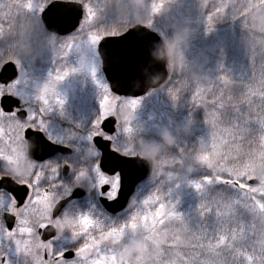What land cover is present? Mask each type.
Returning <instances> with one entry per match:
<instances>
[{"label": "snow or ice", "instance_id": "obj_1", "mask_svg": "<svg viewBox=\"0 0 264 264\" xmlns=\"http://www.w3.org/2000/svg\"><path fill=\"white\" fill-rule=\"evenodd\" d=\"M259 2L264 4V0ZM77 6L84 12L80 31L85 32L88 26L85 43L88 50H92L94 63L97 57L103 58L98 46L109 38H119L121 41L120 64L117 66H123L125 69L127 62H138L137 45L140 37L130 28L122 32L102 30V21L97 22L96 11L86 0H46L39 12L43 13L47 8L55 18H67ZM32 9L33 0H8L7 3L0 0V37H3L5 29L9 27L12 17L19 16L21 10L30 14ZM45 28L49 29L47 21ZM62 47V59L65 60L71 54L73 46L67 43ZM76 72L77 68L73 67L49 73L37 101L43 106L36 110L22 109L18 98L14 104L11 92L4 90L10 88V84H4V88L0 89V121L5 118L15 119L19 121L20 128L5 131L0 123V157L4 156L2 145L7 144L9 150H12L14 144L21 139L37 145L39 153L46 150L41 140L46 131L43 113L53 101L57 105H64V100L56 95L57 86ZM91 75L96 80V67L92 69ZM220 79L222 86L214 96L205 97L199 90L193 96L194 102H210V109H213L207 114V122L213 129L210 147L212 151L220 152L223 162V171L215 176L207 173L201 180L191 182L197 192H203L207 196V199L201 202L199 211L201 217L214 212L215 230L209 231L206 226L199 227L190 233L191 243L187 247L169 243L157 264H254L253 257L246 250L247 241L250 235L264 230V224H256L251 210L255 209L264 214V201L258 202L256 198L248 195L255 184V178L248 173V169L253 166L251 149L257 148L264 153V87L248 86L246 92L237 98L230 90L231 81L225 77ZM104 91L106 95L113 94L107 85H104ZM100 103L102 107L107 106L110 100H102ZM140 103V98H133L129 101V106L135 111ZM241 105L244 106L243 112ZM109 119L115 120L113 116H105L103 120L94 123V126L98 125V130L88 135L90 142L110 141V136L104 128ZM48 139L53 142L51 138ZM111 153L110 157H105L101 152V158L94 160L91 170L93 175L98 174L100 177L96 188L100 190L101 195L115 200L119 195L124 171L125 160L122 156L127 154H121L115 147L111 148ZM36 157L37 154L34 153L35 161ZM261 158L264 159V156ZM46 163L39 165L43 168ZM63 166L73 172L71 160H64ZM60 167L61 165L57 164L53 169L52 178H46L42 171L34 169L33 179L18 185L19 188L8 186L9 182L15 184L10 178L0 177V216L13 222L12 227L4 228L3 234L14 245L16 254L23 257L24 264H116L117 245L126 234L143 232L146 237H150L158 231L166 217L180 223L185 222L182 215L175 211L174 205L163 202L157 189L141 202V207L135 212L133 210L136 205L133 202L127 217L119 222L109 220L105 223L104 219L95 218L89 212L80 214L78 230L73 232L71 242L66 241L57 247L59 238L56 232L52 231L51 221L57 220L67 209H60L63 197L56 191L58 187L63 186L55 182ZM73 173L75 181L85 175L83 170ZM111 178H115V195ZM45 179L46 186L42 183ZM230 189L237 190L239 196H233ZM49 209L52 210L49 212ZM33 234L39 236L43 246L35 255L27 247ZM5 264L8 262L5 261ZM258 264H264V259Z\"/></svg>", "mask_w": 264, "mask_h": 264}, {"label": "trees", "instance_id": "obj_2", "mask_svg": "<svg viewBox=\"0 0 264 264\" xmlns=\"http://www.w3.org/2000/svg\"><path fill=\"white\" fill-rule=\"evenodd\" d=\"M39 1L46 2V0ZM188 1L190 5L195 6L193 15L198 17L212 15V8L208 3L214 0H209L203 6L200 1L198 3L196 0ZM86 2L93 6L96 13L103 15L102 17L98 15L97 21H102V30L122 32L141 24L163 34L165 39L170 66L169 78L162 87L149 92L157 96L158 100H153L151 106L146 104V109L143 107V109H135L129 116L120 115L121 129L125 124L130 129L129 137L124 141L119 139L112 143V146L122 154L139 155L145 158L152 168L158 169L161 173L151 183L147 179L137 188L138 194L134 198L136 203L157 189L161 194V188L165 187L164 178L170 172H182L186 169L187 172H193L188 178L197 180H201L207 173L213 176L219 173L217 164L222 163L219 151L214 157V165L198 162L200 156L211 152L210 141L213 129L207 122V114L213 109H210V102L209 104L194 102V91L199 90L205 97L214 96L222 86L221 77L231 81L230 90L237 98L246 92L248 86L264 87V15L247 22L245 16L231 19L232 13L229 9L221 13L220 9L215 19L208 25H196L190 22L182 24L180 22L184 12L182 10L187 8L183 0H134L135 4L138 3L137 6L133 5L132 0H114L111 4L105 5V8L101 0H86ZM141 8L144 9L141 10ZM39 27V33H45L47 36L43 26L40 24ZM185 31L189 36L192 35L190 38L187 37L188 40L180 38ZM42 37L44 35L39 36L37 40L43 42ZM5 43L8 44L0 52V67L8 60V54H10L8 52L17 48L20 42L7 38ZM186 43L190 44L187 45L189 49L185 46ZM215 62L219 64V69L213 68ZM203 65L210 66L211 73L207 80L200 83V71H206L201 69ZM204 82L208 85L206 86ZM174 95L175 98H173ZM243 110L244 106L241 105V112ZM262 156L264 153L259 149H251L253 166L250 169L260 180L258 190L262 193L249 192L248 195L256 198L258 202L264 201ZM176 164L180 165L178 169L175 168ZM229 191L233 196H239L237 190ZM206 199L207 196L204 193V198L194 202L184 201L175 205L174 208L180 213L187 206H191L192 209L196 205L200 206ZM178 207H180L179 210ZM68 210L73 217L89 212L95 216L98 214L102 219L116 222H119L128 211L126 209L115 217L108 216L100 207L97 198L92 195L73 202ZM251 211L256 224L258 226L264 224V220L259 217L260 213L256 210ZM192 213L194 210L188 217L183 218L184 223L170 218V222L162 224V232H170L169 243L184 247L179 245V242L183 240L188 246L191 243L190 233L199 227L206 226L209 231L215 230L214 212L206 217L201 215L195 217ZM140 242L141 240L138 239L136 242L131 240L127 246L133 251L143 252L142 257L149 258L155 246L146 244L142 246ZM166 247L167 245H164L162 249ZM246 250L253 256L254 264L264 259V230H258L254 235L249 236Z\"/></svg>", "mask_w": 264, "mask_h": 264}, {"label": "rangeland", "instance_id": "obj_3", "mask_svg": "<svg viewBox=\"0 0 264 264\" xmlns=\"http://www.w3.org/2000/svg\"><path fill=\"white\" fill-rule=\"evenodd\" d=\"M132 1H133V5L135 6L138 5V3L137 4L134 3V0ZM183 1L186 3L187 8L182 10L184 11L183 16L181 18L182 21H180L182 24L186 22H190L196 25H208L212 20L215 19L216 13H218L217 11H219L220 9H221L220 13L222 11H225V9H229V11L232 13L231 19L245 16L247 22L250 19L251 20L257 19V18H260L262 15H264V4L260 3L259 0H218V1L214 0L210 3H208L209 0H196V3H198V1H200V3H203L201 4L202 6L208 3L210 5L209 7L212 8V15L201 16V17L193 15V10L195 7L194 4L190 5L188 0H183ZM3 2L7 3L8 0H3ZM112 2H114V0H101V3L104 8H105V5H109ZM45 3L39 0H33V9L30 14L21 10L19 16L11 18L9 27L5 29L3 37H0V52L3 49H5L4 46L8 44V43H5L7 38H13V41L17 43L20 42L17 48L11 49L8 52L10 53L8 54L9 55L8 59L14 58L12 61L16 63V65H18L20 64V61L16 59L18 58V56L14 55L17 49L19 51H22L23 53L27 51V52L34 54L35 50L33 49L37 48L38 45L41 44L42 45L41 48L44 50V53H46L47 63L56 64V68L50 69L46 67L44 69V72L42 71L43 73L42 76L43 78H46V79H48L49 73H55V71L57 70H66V69H71L73 67L77 68L76 73L70 74V76L67 77L65 81H61L59 83L60 85L64 86L67 80L68 79L70 80L66 84V87L64 89V94L67 96H71L70 99H72L75 102L76 101L77 102L78 101L89 102L91 100H96L97 97L100 99V101L104 100L107 102L108 100H110V104H107V106H103L101 118H99L98 121L103 120L105 116L116 117L117 119L116 134L115 136L110 137V140L112 142H115L116 140H119V139L123 141L126 140L129 137V131H126L127 127L125 126V124H123V128L121 129L119 116L120 115L124 116V114H126L127 116L131 115L133 111L129 106V101L131 99L118 98L112 94L106 95L104 91V85L108 86V84L101 71L100 58L97 57L94 63L92 50L90 48L88 50V45H86L85 43L88 26H86L85 32H81L80 27H79L76 33L68 37H65L63 39H57L51 35L46 36L45 33L40 34L39 25L40 24L42 25V23L40 19L41 13L39 12V8ZM143 9L141 8V10ZM96 14H97V21H98L99 19L98 15L100 14L98 13ZM100 16L102 17L103 15H100ZM82 22H83V18L80 22V26ZM157 33L160 35V37L165 42V39L163 38V34L159 32ZM42 35H44V37H42L44 38L43 40L44 42H40L37 40V38ZM187 37L190 38L192 37V35L189 36L186 31L182 32L180 38H183L184 40H188ZM67 43H71L73 47H72L71 54L64 60L62 59V54L64 52V48L62 47V45L67 44ZM187 45L189 46L190 44L186 43L185 46ZM188 46L187 48L189 49L190 47ZM94 67L97 68L96 80H94L91 75L92 69ZM219 67H220L219 64L215 62L213 65V68L219 69ZM201 69H204L206 71H200V74H199V79L201 78L200 83L207 80V78L210 77V73H211L210 66L206 67V65H203ZM168 70L170 71L169 64H168ZM26 75H27V71L23 70L21 74L18 76V78L11 84L12 86L10 87V91H14L15 95H19V96L33 98V96L35 95L36 97V93L38 92V91L36 92V90L38 89H36L35 85L32 84L31 82L28 81L26 83V80L28 79ZM24 80H25V83L22 84V81ZM46 82L47 81H45V83ZM204 83L206 86L208 85L206 82ZM3 88L4 87L0 89H3ZM199 89L200 90L202 89L201 84L199 85ZM41 90H39V92H41ZM196 92L197 91H194V93ZM140 99H141V103L136 107V109H143L145 108L146 104L148 106H151L153 100H158V97L154 96L151 93L150 94L148 93L146 96ZM96 126L98 127V125ZM12 128L18 130L20 127L13 126ZM7 146H8L7 144L2 145L4 156L0 157V160L3 158V161L5 162L6 166L8 167L10 166L8 169L14 175L16 176L28 175L27 172L29 173L32 167L25 163V159L20 150L19 142L15 143L12 150H9V147ZM126 149L130 150L127 147ZM216 152L217 151L211 150V152L209 151L208 153H204L202 156L199 157L198 162H201L202 164H206V165H211V164L214 165V157L218 155V152L217 153ZM217 168L219 172L223 171L224 170L223 162L218 163ZM262 169L263 168H261V170ZM185 171L186 169L182 172L174 171V172H170L169 174L165 176L164 178L165 187L161 188V196L165 204L174 205L175 207V205H177L178 203L180 204L184 201L194 202L195 200L204 198L203 192H197L191 186V182L198 181L197 179L188 178V176L191 175L193 172H190V171L185 172ZM84 172H85V175L80 177L78 181H75L73 177V188L82 187L83 185H85L86 181L96 182V184L98 183L100 179L98 174L93 175L91 169L88 171H84ZM248 173L251 176H253L255 179L259 180L258 177L254 176L253 174L254 172L252 169L249 168ZM160 174L161 173L158 169H154L151 167L149 176L147 178L148 180H150L149 183H151V181L154 180L155 178L159 177ZM111 179L113 180V195H115V189H116L115 178H111ZM96 184L95 185L93 184L91 186L94 187L95 191L97 192V197H98V196H101V194H100V190L96 188ZM147 186L148 185H146V187ZM258 187L259 186L252 187L249 190V192L262 193L261 190H258ZM206 188L207 186H205V189ZM137 194H138V190L135 191L127 207L128 211L123 215L122 219H125L127 217L130 205H132L133 202L136 205V208H134L133 210L134 212L141 207V202L145 198L138 201V203H136L134 198L136 197ZM9 207L11 208L12 206L10 205ZM179 208L180 207H178V210ZM51 210L52 209H49L48 211L50 212ZM193 210H194V213L192 214L195 217L200 215L198 205H196L194 209H192L191 206H187L185 210L183 212H180L179 214H181L183 218H185V217H188V215H190ZM252 210L255 211V209H252ZM97 215L98 214H96V216L93 215V217L102 219V217H100L99 215L98 217ZM259 217L264 220V214L260 213ZM104 220H105V223L109 222L108 219H104ZM165 222H170V218L166 217ZM51 223L53 227L56 229L57 236L59 238V240L56 242V246L60 247L66 241L69 243L71 242L72 237H73V232L78 230V226L80 222H79L78 216L73 217L71 212L68 210L63 215H61L57 220L51 221ZM169 233L170 232L168 231L162 232V229L160 226L158 228V231L155 232L150 237H146L145 233L143 232H134V233L126 234L125 237L117 245L116 264H157L159 258L161 257L162 252L166 249V248L162 249V247L164 245H167V246L169 245V238H170ZM137 239L141 240L140 243L142 244V246L144 244L148 246L149 245L155 246V249L153 248V253L148 256L149 258L142 257L143 252H139L137 250L133 251L132 249H130L129 246H127V243L129 241L133 240L136 242ZM179 245H182L185 247L186 245L185 241L183 242L182 240V242H179ZM27 247L30 249V251L34 255L37 254L39 251H41L43 248L42 243L39 241L37 235L35 234H33L30 237ZM1 253L6 258V261L8 262V264H24L23 257L18 256L16 254L14 245H12L7 239H5L4 245H2L1 247ZM131 256H133V258H131ZM130 259H131V263H130Z\"/></svg>", "mask_w": 264, "mask_h": 264}, {"label": "flooded vegetation", "instance_id": "obj_4", "mask_svg": "<svg viewBox=\"0 0 264 264\" xmlns=\"http://www.w3.org/2000/svg\"><path fill=\"white\" fill-rule=\"evenodd\" d=\"M47 34L57 39L65 38L56 36L54 34ZM41 46L42 45L39 44L37 48L33 49L35 50L34 54L27 51L23 53L22 51H19L17 49L14 55L18 56V58H16L20 61V64L18 65H16V63L12 61L14 58L8 59L3 63V65L8 62L14 63L18 73L17 78L23 70H26V76L28 77L26 83L29 81L35 85L36 89H38L36 90V92L38 91L36 93V97L34 95L33 98L15 95L14 91H10V88L5 89L6 91L11 92L12 97L16 99L18 98V100L20 101L19 106L22 109L27 108L29 110H36L37 108L43 106L37 103L38 98L42 92L41 89H43V84L45 83V81H47L46 78H43L42 71L44 72V69L46 67L50 69L56 68V64L47 63L46 53H44V50L41 48ZM21 67L23 68V70ZM15 80L9 83L10 87ZM69 81L70 80L68 79L64 86L59 84L56 91V95L60 99L64 100V105H57L53 101L49 106H47L48 110L43 113V120L46 126V131L41 136V140L45 144L46 150L43 153H39V148L37 145H35V153L37 154V161H35L29 155L28 141L21 139L19 141L20 150L25 159V163L32 167L31 170L29 171V173L27 172L28 175L26 176H16L12 172H10V170L8 169L10 166H6L2 158L0 160V177L10 178L18 185H20L33 179V171L35 169L36 171H42L46 178H52L54 177L53 169H55L57 167V164H59L61 165V167L59 170V176L58 178H56L55 182L58 184H62L63 186L56 189L58 195L62 196L63 199H65L71 195L74 189L82 188L86 192L85 196L92 195L99 201L100 196L97 197V192L95 191L94 187L91 186L93 184L95 185L96 182L86 181L85 185H83L82 187L73 188V172L78 173L81 170H90L91 167H93L94 160H98L101 157L100 152L95 147L94 143L88 140V135L98 130V127L94 126V123L98 121L99 118H101L103 107L101 106V101L98 97L96 98V100H91L89 102H75L70 99L71 96H67L64 94V89ZM24 83L25 80L22 81V84ZM2 87H4V85L0 84V88ZM39 90H41V92H39ZM0 123L3 124L5 131H7L8 129H13V126L20 127L19 121H16L15 119L5 118L3 121H0ZM48 138H51V141L53 142H49ZM53 146L65 149L66 151H54ZM64 160L72 161L73 172H70L67 167L63 166ZM45 162L47 163L43 168H41L39 163L44 164ZM42 183L44 186H46L47 179H45ZM41 191H43V187L41 188ZM66 191L67 195H65ZM73 202H75V200L70 202L66 206L67 209L65 210V212H67L68 207ZM16 211L18 212V210ZM65 212L61 213V215H63ZM4 228L8 227L4 221V218L0 216V264H5L6 261V258L1 253V247L2 245H4V241L6 239L3 234ZM37 237L40 241L38 235Z\"/></svg>", "mask_w": 264, "mask_h": 264}, {"label": "water", "instance_id": "obj_5", "mask_svg": "<svg viewBox=\"0 0 264 264\" xmlns=\"http://www.w3.org/2000/svg\"><path fill=\"white\" fill-rule=\"evenodd\" d=\"M82 17L83 9L77 6L76 10L67 18H55L45 8L44 12L41 13L40 19L47 32L65 37L76 31ZM45 21H47L49 29L52 30L45 28ZM130 30L140 37L137 45L138 62H127L125 69L123 66H117L120 64L121 41L119 38H109L106 41H102L98 46V51L103 54L102 59L99 57L101 60V70L109 89L114 95H118L121 98L133 99L141 98L149 91L160 88L167 81L169 73L167 69L166 49L160 36L142 25H135ZM17 74L14 63L8 62L4 64L0 69V84H9L17 78ZM16 100L13 97L14 104ZM115 120L109 119L104 124L105 132L109 136H113L116 133L117 120ZM27 141L29 155L33 158L35 145L31 141ZM93 143L105 157L112 155L111 141L98 140ZM53 147L54 151H66L59 147ZM122 158L125 160V164L118 197L115 200H108L103 196L99 198L102 208L112 216L120 214L126 209L136 188L147 179L150 171L149 162L138 155L122 156ZM178 167L179 164L176 165V168ZM14 183L16 185L9 182L8 186L19 188L18 184ZM257 186H260V181L255 179L253 187ZM84 196L85 191L82 188H76L69 197L61 200L59 207L60 209H64L70 202L82 199ZM4 221L7 227L13 226L11 220L4 218ZM52 231L56 232L54 227H52Z\"/></svg>", "mask_w": 264, "mask_h": 264}]
</instances>
